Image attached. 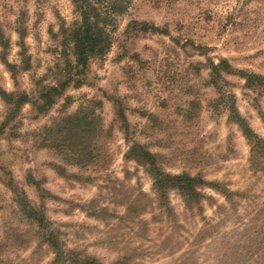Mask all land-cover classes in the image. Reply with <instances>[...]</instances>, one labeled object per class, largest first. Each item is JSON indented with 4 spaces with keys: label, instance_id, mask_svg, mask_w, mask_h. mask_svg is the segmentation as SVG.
Returning <instances> with one entry per match:
<instances>
[{
    "label": "rangeland",
    "instance_id": "rangeland-1",
    "mask_svg": "<svg viewBox=\"0 0 264 264\" xmlns=\"http://www.w3.org/2000/svg\"><path fill=\"white\" fill-rule=\"evenodd\" d=\"M0 264H264V0H0Z\"/></svg>",
    "mask_w": 264,
    "mask_h": 264
},
{
    "label": "trees",
    "instance_id": "trees-1",
    "mask_svg": "<svg viewBox=\"0 0 264 264\" xmlns=\"http://www.w3.org/2000/svg\"><path fill=\"white\" fill-rule=\"evenodd\" d=\"M84 20L78 27V31L76 33V43H77V51L80 53V57L78 59L79 63L84 62L83 56L87 51H92L95 45L100 41L102 32L98 27H95L91 15L89 12L84 10ZM98 25V24H97ZM248 134L253 132L252 129H246ZM35 212V211H33Z\"/></svg>",
    "mask_w": 264,
    "mask_h": 264
}]
</instances>
